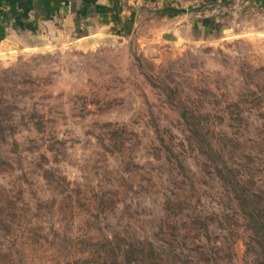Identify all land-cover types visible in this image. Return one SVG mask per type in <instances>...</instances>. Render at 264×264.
<instances>
[{
    "label": "rangeland",
    "instance_id": "obj_1",
    "mask_svg": "<svg viewBox=\"0 0 264 264\" xmlns=\"http://www.w3.org/2000/svg\"><path fill=\"white\" fill-rule=\"evenodd\" d=\"M249 14L215 12L191 39L151 19L1 51L0 264H264V22Z\"/></svg>",
    "mask_w": 264,
    "mask_h": 264
},
{
    "label": "crops",
    "instance_id": "obj_2",
    "mask_svg": "<svg viewBox=\"0 0 264 264\" xmlns=\"http://www.w3.org/2000/svg\"><path fill=\"white\" fill-rule=\"evenodd\" d=\"M244 9L264 22V0H0V54L123 36L151 19L157 23L152 33L203 37L220 24L218 16L209 23L215 12L232 10L234 16Z\"/></svg>",
    "mask_w": 264,
    "mask_h": 264
},
{
    "label": "trees",
    "instance_id": "obj_3",
    "mask_svg": "<svg viewBox=\"0 0 264 264\" xmlns=\"http://www.w3.org/2000/svg\"><path fill=\"white\" fill-rule=\"evenodd\" d=\"M226 181H229V182H233V179H232V177H231V174H229L228 172H226ZM137 250H139V252H140V250H142V252H145V249H144V247H142V246H139L138 248H137ZM141 255V254H140ZM148 264H154V262L153 261H151V260H148Z\"/></svg>",
    "mask_w": 264,
    "mask_h": 264
}]
</instances>
